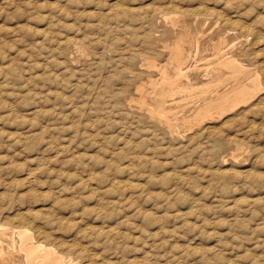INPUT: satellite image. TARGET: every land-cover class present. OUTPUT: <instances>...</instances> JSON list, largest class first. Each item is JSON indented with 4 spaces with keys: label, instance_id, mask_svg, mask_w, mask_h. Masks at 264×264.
<instances>
[{
    "label": "rangeland",
    "instance_id": "1",
    "mask_svg": "<svg viewBox=\"0 0 264 264\" xmlns=\"http://www.w3.org/2000/svg\"><path fill=\"white\" fill-rule=\"evenodd\" d=\"M21 232L62 264H264V0H0V264Z\"/></svg>",
    "mask_w": 264,
    "mask_h": 264
},
{
    "label": "bare ground",
    "instance_id": "2",
    "mask_svg": "<svg viewBox=\"0 0 264 264\" xmlns=\"http://www.w3.org/2000/svg\"><path fill=\"white\" fill-rule=\"evenodd\" d=\"M113 4H114V2H113ZM113 8V7H112ZM68 40V39H67ZM75 54V53H74ZM221 54V53H220ZM82 58V57H81ZM179 66V65H178ZM182 67V66H181ZM178 71L180 70V69H177ZM183 70V69H182ZM238 73V72H237ZM182 74H184L183 72H182ZM178 75V74H177ZM185 75V74H184ZM180 76H181V74H180ZM182 77H184V76H182ZM212 77V76H211ZM171 78V77H170ZM167 79V78H166ZM169 79V78H168ZM214 79V78H213ZM173 80V79H172ZM169 81V80H168ZM167 81V82H168ZM175 81V80H174ZM174 81H172V82H174ZM178 81V80H177ZM181 81V80H180ZM172 82H170V83H172ZM211 82V81H210ZM215 82V81H214ZM213 82V83H214ZM169 83V84H170ZM175 83V82H174ZM168 84V85H169ZM176 84V83H175ZM175 84H171V86L172 85H174L175 86ZM180 87V86H179ZM184 87H186V86H184ZM168 88H169V86H168ZM174 88H176V86L174 87ZM165 90H166V88H164ZM164 90V91H165ZM171 90V89H170ZM163 91V92H164ZM167 91V90H166ZM172 91V90H171ZM176 91V90H175ZM161 93V92H160ZM166 93V92H165ZM164 93V94H165ZM170 93V92H169ZM169 93H167V94H169ZM179 93V92H178ZM162 94V93H161ZM175 94H177V93H175ZM163 95V94H162ZM161 95V96H162ZM171 94H169L168 96H170ZM173 95H174V91H173ZM172 95V96H173ZM167 96V95H166ZM167 96V97H168ZM163 97H164V95H163ZM161 98V97H160ZM164 100H165V97H164ZM170 100V99H169ZM157 102V101H156ZM161 102H164L163 100H161ZM164 103H166V102H164ZM162 105V104H161ZM165 105V104H164ZM205 105V104H204ZM159 106V105H158ZM163 106V105H162ZM164 107V106H163ZM161 108V107H160ZM163 109V108H162ZM165 111V110H164ZM158 114H160L161 116H165L164 115V113H160V111H159V113ZM205 119V118H204ZM170 125V124H169ZM168 125V126H169ZM171 128H172V125H171ZM174 128V127H173ZM172 130V129H171ZM172 133V132H171ZM30 178V177H29ZM17 231V230H16ZM20 231V230H19ZM20 233V232H19ZM22 233V232H21ZM24 234H25V232H23ZM22 233V234H23ZM27 234V233H26ZM20 235L21 237H22V247L25 249V251L27 252V258H29V260L31 261V264H56V262L57 263H59V264H62L63 262L62 261H60V259H52L51 258V256H50V254L48 253V251H46L45 250V247L41 244V243H39L38 241H36V242H33L32 241V239L30 238V236L28 237V235ZM26 236L28 237V238H26ZM19 237V236H18ZM28 241H31V242H28ZM71 245V244H70ZM24 251V250H23ZM58 258V257H57ZM28 262V261H27Z\"/></svg>",
    "mask_w": 264,
    "mask_h": 264
}]
</instances>
